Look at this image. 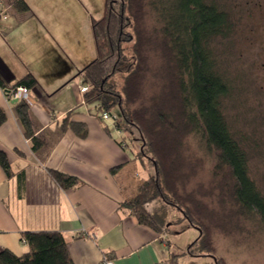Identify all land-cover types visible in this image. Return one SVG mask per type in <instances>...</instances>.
Returning <instances> with one entry per match:
<instances>
[{"label":"trees","instance_id":"trees-1","mask_svg":"<svg viewBox=\"0 0 264 264\" xmlns=\"http://www.w3.org/2000/svg\"><path fill=\"white\" fill-rule=\"evenodd\" d=\"M12 8L30 11L26 0H12ZM91 28L96 58L71 81L78 79L87 87L84 102L100 119L119 110L115 127L138 132L141 150L135 158L148 160L154 168L122 207L160 235L164 219L148 206L162 201L179 209L200 232L188 254L227 264L216 255L215 233L241 232L240 220L264 226V196L250 179L247 156L224 118L221 104L230 88L217 73L209 49L213 38L227 37L226 13L206 0H105L103 16L91 18ZM20 86L33 90L38 81L28 74L8 87L0 74L7 97ZM14 108L37 151L41 141L35 136L30 103L18 100ZM6 122L0 106V128ZM211 160L213 167L208 166ZM0 166L12 177L4 152ZM51 176L64 189L78 183L58 171ZM22 241L28 251L19 257L2 249L0 264H74L60 232H24ZM162 264L175 263L171 257Z\"/></svg>","mask_w":264,"mask_h":264},{"label":"crops","instance_id":"crops-1","mask_svg":"<svg viewBox=\"0 0 264 264\" xmlns=\"http://www.w3.org/2000/svg\"><path fill=\"white\" fill-rule=\"evenodd\" d=\"M26 1L23 14L0 0V74L8 87L28 74L37 79L29 91L41 147L33 151L14 100L0 88L7 114L0 152L13 173L0 166V250L20 257L28 251L22 233L60 232L74 264H162L172 257L170 243L122 207L136 193L135 155L114 123L85 104L80 80L71 81L96 58L91 18L103 16L105 0ZM51 171L78 183L64 189Z\"/></svg>","mask_w":264,"mask_h":264},{"label":"rangeland","instance_id":"rangeland-1","mask_svg":"<svg viewBox=\"0 0 264 264\" xmlns=\"http://www.w3.org/2000/svg\"><path fill=\"white\" fill-rule=\"evenodd\" d=\"M206 1L228 17L230 30L227 37L213 38L209 49L217 73L230 88L221 104L224 118L231 136L247 156L250 179L264 196V0ZM111 114V122L120 117L117 108ZM122 135L132 156L141 150V140L135 129L123 131ZM134 160L129 168L135 170L130 184L136 192L137 185L154 174V168L146 159ZM214 164L211 160L208 166L213 167ZM225 207L228 213L229 206ZM148 208L164 219L163 235L170 243L175 264H216L212 257L188 254L200 232L179 209L164 205L162 201H154ZM238 226H241V232L237 230L235 234L215 233L217 257L227 264H264V226L251 219L240 220Z\"/></svg>","mask_w":264,"mask_h":264},{"label":"built area","instance_id":"built-area-1","mask_svg":"<svg viewBox=\"0 0 264 264\" xmlns=\"http://www.w3.org/2000/svg\"><path fill=\"white\" fill-rule=\"evenodd\" d=\"M5 10H6V7L0 3V16L4 15ZM86 91H87V87L82 86L81 92L84 94V92H86ZM10 98L12 100H17V101L18 100H25L28 103H30V105L33 104L32 98L30 95V91L24 86H20V87H17L15 89H12L10 92ZM111 117H112V114L104 113L102 116V119L107 121V120H110ZM105 263L106 264H113V262H111V261H106Z\"/></svg>","mask_w":264,"mask_h":264},{"label":"water","instance_id":"water-1","mask_svg":"<svg viewBox=\"0 0 264 264\" xmlns=\"http://www.w3.org/2000/svg\"><path fill=\"white\" fill-rule=\"evenodd\" d=\"M13 102H14V103H16V102H17V100H14Z\"/></svg>","mask_w":264,"mask_h":264},{"label":"bare ground","instance_id":"bare-ground-1","mask_svg":"<svg viewBox=\"0 0 264 264\" xmlns=\"http://www.w3.org/2000/svg\"><path fill=\"white\" fill-rule=\"evenodd\" d=\"M10 99V98H9Z\"/></svg>","mask_w":264,"mask_h":264}]
</instances>
